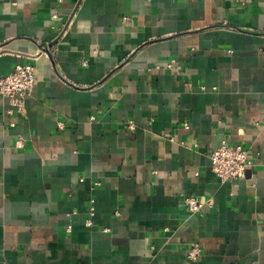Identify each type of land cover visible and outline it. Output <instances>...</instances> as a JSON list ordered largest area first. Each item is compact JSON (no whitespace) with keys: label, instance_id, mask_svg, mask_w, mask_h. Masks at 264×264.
<instances>
[{"label":"crops","instance_id":"0c3cea01","mask_svg":"<svg viewBox=\"0 0 264 264\" xmlns=\"http://www.w3.org/2000/svg\"><path fill=\"white\" fill-rule=\"evenodd\" d=\"M19 62L0 264H264V0H0V76ZM222 142L244 176L211 169Z\"/></svg>","mask_w":264,"mask_h":264},{"label":"built area","instance_id":"2783aa9c","mask_svg":"<svg viewBox=\"0 0 264 264\" xmlns=\"http://www.w3.org/2000/svg\"><path fill=\"white\" fill-rule=\"evenodd\" d=\"M171 64H167L170 66ZM35 84V67L31 63H17L6 75L0 76V92L7 96L12 107L22 110L24 99L29 95ZM128 126L133 128V122ZM23 146L22 139L15 142V147ZM211 169L221 178H238L245 174L248 167L253 164V158L248 149L241 145H228L222 142L209 153ZM186 208L190 212L199 211L203 202L196 196H186ZM90 222V221H88ZM201 253L198 244L191 243L187 249V258L196 259Z\"/></svg>","mask_w":264,"mask_h":264}]
</instances>
